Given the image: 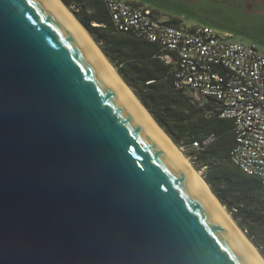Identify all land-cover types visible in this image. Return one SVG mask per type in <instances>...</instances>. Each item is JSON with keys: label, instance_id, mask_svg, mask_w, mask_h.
<instances>
[{"label": "water", "instance_id": "95a60500", "mask_svg": "<svg viewBox=\"0 0 264 264\" xmlns=\"http://www.w3.org/2000/svg\"><path fill=\"white\" fill-rule=\"evenodd\" d=\"M0 264H263L51 0H0Z\"/></svg>", "mask_w": 264, "mask_h": 264}, {"label": "trees", "instance_id": "16d2710c", "mask_svg": "<svg viewBox=\"0 0 264 264\" xmlns=\"http://www.w3.org/2000/svg\"><path fill=\"white\" fill-rule=\"evenodd\" d=\"M61 1L171 142L187 155L264 259V191L256 177L242 172L231 160L235 146L232 120L221 117L215 100L196 101L190 92L176 89L175 65L160 59L157 45L120 31L106 0ZM169 23L176 26L179 22ZM210 136H214L210 144L193 148L194 142L201 144Z\"/></svg>", "mask_w": 264, "mask_h": 264}, {"label": "built area", "instance_id": "2783aa9c", "mask_svg": "<svg viewBox=\"0 0 264 264\" xmlns=\"http://www.w3.org/2000/svg\"><path fill=\"white\" fill-rule=\"evenodd\" d=\"M115 26L155 44L160 59L174 64V85L219 105L221 117L232 120L235 146L231 160L264 191V54L254 44L229 41L209 27L179 28L147 8L121 0H106ZM214 136L193 148L207 146Z\"/></svg>", "mask_w": 264, "mask_h": 264}, {"label": "rangeland", "instance_id": "374dc122", "mask_svg": "<svg viewBox=\"0 0 264 264\" xmlns=\"http://www.w3.org/2000/svg\"><path fill=\"white\" fill-rule=\"evenodd\" d=\"M121 1L152 10L165 21L179 22L176 25L179 28L209 27L221 37L229 35V41L254 44L264 54V17L251 15L247 9V0ZM179 150L189 161L187 155L181 149ZM198 173L203 179L201 173ZM257 253L259 252L257 251Z\"/></svg>", "mask_w": 264, "mask_h": 264}, {"label": "bare ground", "instance_id": "6f19581e", "mask_svg": "<svg viewBox=\"0 0 264 264\" xmlns=\"http://www.w3.org/2000/svg\"><path fill=\"white\" fill-rule=\"evenodd\" d=\"M55 6L61 10L78 28L81 35L84 37V39L88 42V44L91 46L93 51L96 53L98 58L103 62V64L109 69V72L112 74V76L116 79L118 84L123 89L126 96L129 98L130 102L141 111V113L144 115L145 119L148 121L150 126L152 127V130L160 136L162 141L169 147V149L173 152L175 157L179 160L180 164L184 167V169L189 174L190 178L193 180L194 184L199 188L205 196L210 200V202L213 204V206L220 211V213L223 214V216L239 231V233L242 235V237L245 239L247 244L250 246L252 251L257 255V257L261 260V262L264 264V260L261 258L260 254L257 253L256 249L252 245V243L248 240V238L241 232L238 227L235 225V223L232 221L230 215L227 213L224 207L221 206V204L218 202V200L215 198V196L211 193L208 186L204 182L203 179L200 178V175L198 171L194 170L192 166L190 165L187 158L180 152V150L171 142V140L167 137V135L159 128V126L155 123L153 118L150 116V114L146 111V109L143 107V105L139 102V100L135 97V95L131 92V90L124 84L123 80L120 78V76L117 74L115 69L110 65V63L106 60L105 56L99 48L96 46V44L93 43L91 37L89 36L88 32L85 30L83 26L79 24V22L72 16V14L64 7V5L59 0H51Z\"/></svg>", "mask_w": 264, "mask_h": 264}, {"label": "flooded vegetation", "instance_id": "af4514ba", "mask_svg": "<svg viewBox=\"0 0 264 264\" xmlns=\"http://www.w3.org/2000/svg\"><path fill=\"white\" fill-rule=\"evenodd\" d=\"M248 1V2H247ZM248 11L251 15L264 17V0H247Z\"/></svg>", "mask_w": 264, "mask_h": 264}, {"label": "crops", "instance_id": "0c3cea01", "mask_svg": "<svg viewBox=\"0 0 264 264\" xmlns=\"http://www.w3.org/2000/svg\"><path fill=\"white\" fill-rule=\"evenodd\" d=\"M116 71V70H115Z\"/></svg>", "mask_w": 264, "mask_h": 264}]
</instances>
